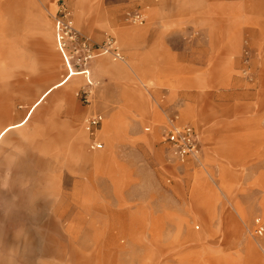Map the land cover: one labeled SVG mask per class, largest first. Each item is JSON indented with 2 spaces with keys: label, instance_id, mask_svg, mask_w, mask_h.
Returning a JSON list of instances; mask_svg holds the SVG:
<instances>
[{
  "label": "rangeland",
  "instance_id": "rangeland-1",
  "mask_svg": "<svg viewBox=\"0 0 264 264\" xmlns=\"http://www.w3.org/2000/svg\"><path fill=\"white\" fill-rule=\"evenodd\" d=\"M27 1L0 0V128L65 73L26 20ZM33 1L52 28L64 2L83 38L113 36L124 59L98 55L86 66L91 85L54 89L1 144L0 264H264V0ZM135 9L143 24L127 19ZM122 28L143 30L123 40ZM171 49L209 60L180 68ZM93 113L103 119L90 134ZM172 113L198 128L196 160L170 159L161 144ZM81 130L83 152L104 160L75 161ZM15 153L26 180L12 170Z\"/></svg>",
  "mask_w": 264,
  "mask_h": 264
},
{
  "label": "built area",
  "instance_id": "built-area-1",
  "mask_svg": "<svg viewBox=\"0 0 264 264\" xmlns=\"http://www.w3.org/2000/svg\"><path fill=\"white\" fill-rule=\"evenodd\" d=\"M126 17L133 24H143L145 22V14L141 9L127 12ZM54 28L60 52L64 56L63 48L68 50L70 48L72 64L81 70L101 54H110L117 60L124 59V55L113 36H107L101 44H91L86 38H83L73 26L71 12L64 2H59L57 5ZM89 97L90 95L86 93L84 101L88 102ZM102 119L103 115L101 113L90 114L85 120L86 130L93 134L94 129L101 123ZM161 134V143L165 146L170 159L184 162L188 159L196 160L198 158L201 152L199 131L190 122L180 120L177 113L167 116L165 124L161 128ZM93 144L95 147L101 146L99 141L94 140ZM256 231L260 233L262 227L258 226Z\"/></svg>",
  "mask_w": 264,
  "mask_h": 264
},
{
  "label": "crops",
  "instance_id": "crops-1",
  "mask_svg": "<svg viewBox=\"0 0 264 264\" xmlns=\"http://www.w3.org/2000/svg\"><path fill=\"white\" fill-rule=\"evenodd\" d=\"M27 3H28V5H27V11H26L25 18L28 22L36 21L40 24V28H38V33L42 36V38L44 39L45 45L47 46L45 48V52L50 57L51 67L55 70H57L59 67H63L62 59H61V57H60V55L56 49V46H55L54 24H53V28H52L51 23L49 22L48 19H46L43 16L42 13H40V12L35 13L33 0H28ZM53 9H54V4H49L45 8L47 13H49V14ZM149 12L151 14L152 10H149ZM150 14H149V16H150ZM132 30L141 32V30H143V29L122 28L120 30V33H122L123 40L128 36L127 34H129V32H131ZM32 32H33V30H32ZM171 51H172L171 55H172L173 59L175 60L177 66L179 65L180 68H184V69L185 68H187V69H194V68L204 69V67L207 65V61L209 60V58H207L205 56L199 57L197 55L194 56L193 54L181 53L178 51L174 53L172 49H171ZM23 57H24V54L22 53V51H16V59L18 62V63L16 62V64L18 66H24L25 65L23 63V61L25 60ZM4 58H6V57L4 56ZM106 62L107 61L105 59H102V58L97 59L95 66L99 71L104 72L107 68ZM125 64L126 65H123V68H126V66H127V68H130V65L128 63H125ZM92 66H94V61L92 62ZM83 81H85V77L83 75H80V74H75V75L70 76L69 78H66V71H65V73L61 76V78H58L53 83H51L50 85H48L46 88L43 89V91L32 102V104L30 105V107L27 110V112L25 113V115L19 121H16L13 123H7L3 127L0 128V147H1V144L3 143V141L5 140V138L8 134H14V132H16V130H18L21 127H24L28 123L33 110L54 89L66 85L69 87L70 91H73L74 89H76L79 86L80 83L82 84ZM112 125H113V121H108L107 123H105L103 129L101 131H99V137L106 140L107 142L111 138V132H112V127H113ZM85 141H86V133L84 131L81 130L79 132L78 131L73 132V135H72V147H73L72 148V150H73L72 154L73 155H72V157L75 158V161L80 160L85 165L86 164H93L94 165L96 163L101 162L102 160H104L107 157L104 153L103 154L102 153L89 154V153L83 152V143H85ZM160 142H161V140H160ZM15 156H16V158H14V159L16 160V164L13 166L12 170L14 172L19 170V178L23 177L24 180H26L28 175H29L30 170H29L28 164H26L24 162L25 157L23 155H20L17 153H15ZM9 161H10V163H12L13 157ZM7 194L10 195L9 190H8Z\"/></svg>",
  "mask_w": 264,
  "mask_h": 264
},
{
  "label": "bare ground",
  "instance_id": "bare-ground-1",
  "mask_svg": "<svg viewBox=\"0 0 264 264\" xmlns=\"http://www.w3.org/2000/svg\"><path fill=\"white\" fill-rule=\"evenodd\" d=\"M54 32H55V28H54ZM55 46H56V49H57V51H58V53H59V55H60V57L62 59V64H63V67H64V69L66 71V78H69L70 76L75 75V74H80V75H83L85 77V81H84L85 84H92L91 78H90V70L88 68H83L82 69L83 71H82L81 69L75 68L73 66V64H72V61H71V57H72L71 55L72 54L70 53V51L68 49H64L63 48L64 56L60 52L58 44H57V41H56V36H55Z\"/></svg>",
  "mask_w": 264,
  "mask_h": 264
}]
</instances>
